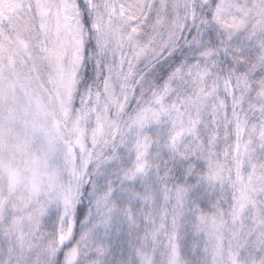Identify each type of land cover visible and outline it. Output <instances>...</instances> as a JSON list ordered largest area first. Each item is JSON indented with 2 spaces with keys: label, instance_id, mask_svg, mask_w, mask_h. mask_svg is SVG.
<instances>
[{
  "label": "snow or ice",
  "instance_id": "snow-or-ice-1",
  "mask_svg": "<svg viewBox=\"0 0 264 264\" xmlns=\"http://www.w3.org/2000/svg\"><path fill=\"white\" fill-rule=\"evenodd\" d=\"M0 264H264V0H0Z\"/></svg>",
  "mask_w": 264,
  "mask_h": 264
}]
</instances>
